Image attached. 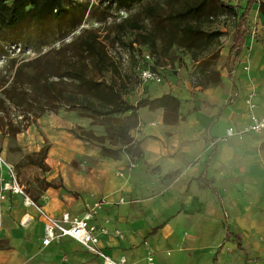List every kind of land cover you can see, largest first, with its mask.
Here are the masks:
<instances>
[{
    "label": "crops",
    "instance_id": "1",
    "mask_svg": "<svg viewBox=\"0 0 264 264\" xmlns=\"http://www.w3.org/2000/svg\"><path fill=\"white\" fill-rule=\"evenodd\" d=\"M250 30L252 34L229 83L225 79L219 85L202 88L194 86L192 80L178 81L167 73L165 85H149L143 96L170 93L179 97L180 114L185 119L169 124L164 122L163 108L140 109L141 122L133 134L142 140L144 153L134 156L137 168L130 176L119 174L128 163V153L119 159L103 156L101 148L87 147L66 128L62 132L58 129L62 159L49 162L60 169L62 185L47 190L49 200L44 208L59 217L65 211L81 215L86 203L107 197L109 203L96 222L102 224L109 219L111 233L101 236L100 246L114 258L125 255L128 264H157L148 262L150 256L146 254L151 255L153 248L164 249L165 237L180 223L194 221L196 205L206 211L204 218L220 227L221 245L240 249L242 241V247L250 244L251 250L264 251V132L221 140L229 126L241 128L249 122L246 99L251 93L256 113L264 116V11L259 3L251 11ZM245 61L251 63L249 70L243 66ZM76 118L81 126L91 122L88 117ZM38 120L40 124L41 120L60 123L45 114ZM54 144L52 139L50 149ZM82 153L92 158L87 170L76 159ZM153 168H158V175L151 174ZM161 175L169 176L162 185L171 189L160 187ZM61 188L62 198H58V192L48 195L50 189ZM160 190L173 198L161 209L152 205L153 201L141 200ZM122 197L126 199L123 203ZM18 199L13 193L17 204L0 217L1 264H101L99 257L72 237L43 246L45 224L38 210ZM116 229L121 234H116ZM174 258L172 264L176 263Z\"/></svg>",
    "mask_w": 264,
    "mask_h": 264
},
{
    "label": "trees",
    "instance_id": "2",
    "mask_svg": "<svg viewBox=\"0 0 264 264\" xmlns=\"http://www.w3.org/2000/svg\"><path fill=\"white\" fill-rule=\"evenodd\" d=\"M99 2L98 7L91 6L92 15L102 5L106 10L112 7L125 10L127 15L101 28L79 29L82 20L73 26L65 24L67 0H13L11 3L0 0V33L25 28V34L15 43L35 54L27 59L13 57L0 70V143L7 137L16 139L30 125L37 124L45 113L55 114L65 109L104 127L102 135L80 125L70 128L87 147L97 144L103 156L115 159L120 158L122 151L140 157L144 153L142 140L132 136L131 131L140 125L141 108H163L164 122L169 124H177L185 116L180 114L181 99L170 93L154 98L140 97L136 103L128 100L127 96L135 90L138 61L135 51H141L138 46H152L155 50L161 45L166 52L174 46L183 48L197 64L194 86L208 88L223 82L221 71L208 58L218 47L222 32L206 26L228 10L234 12L233 6L220 0ZM256 3L264 11V1L248 0L243 13L234 12L237 25L227 65L243 55L247 38L252 34L250 15ZM83 7L84 15L89 4ZM47 22L55 25L50 31L42 28ZM5 42L7 39L0 37V53L7 55ZM125 53L129 56L127 64ZM44 138L49 141L47 136ZM109 139L116 140L121 147L106 145ZM49 148L47 143L40 152L41 158L47 156ZM49 186L55 187L51 183ZM230 233L228 228V236ZM238 247L241 249L242 241Z\"/></svg>",
    "mask_w": 264,
    "mask_h": 264
},
{
    "label": "rangeland",
    "instance_id": "3",
    "mask_svg": "<svg viewBox=\"0 0 264 264\" xmlns=\"http://www.w3.org/2000/svg\"><path fill=\"white\" fill-rule=\"evenodd\" d=\"M12 1L13 0H9V3ZM220 1L225 5L233 6L235 8L234 12L238 14L243 13L246 5L245 3H247V0ZM87 3L89 4V10L83 15V6ZM93 4L98 7L100 2L99 0H67L65 24L73 26V24L82 20L79 29L85 26L101 28L103 25L112 23L114 20L124 16V13L115 7L106 10V8H104L105 5L94 9V14L92 15L90 9ZM234 12L228 10L224 15L216 18L214 22L209 24V26H206L210 30H219L222 32L218 47L208 55V58L214 61L217 69L221 71L223 82L226 79L227 83L234 79L233 70H235L236 64L240 62V60H237L236 62L227 65V56L233 44L234 30L237 25V19L234 16ZM104 16H106V18L100 20V18H103ZM54 26V23L47 22L42 25V28L50 31ZM79 29L75 31V33H78ZM25 30V28H22L13 31L11 30L6 33H0V37H5L7 39L5 47L8 50L7 55L0 53V70L4 69L7 66L8 61L13 57L18 56L19 59H27L35 56L34 52H31L29 48H22L20 44L15 43L20 35L22 36L25 34ZM71 38L72 36H70L68 40H71ZM137 49H141L139 54L148 51L153 54L155 53L160 64L167 65V61H169L171 67L167 69L168 74H172L171 76L175 75L178 78V81L189 79L194 82V73L197 64L192 61L185 49L174 46L169 52H166L165 47H162L161 45L155 50L152 46H138ZM176 66L179 67L176 68ZM127 98L129 101L135 102L140 98V94L133 90ZM10 109L12 112H16L14 108L10 107ZM45 115L56 118L60 122V126L57 127L60 132H62V128H66V130L70 132V128H76L80 125L76 122V116L81 115L73 110L61 109L58 113H45ZM42 125L43 124H40L38 120L37 124H32L26 130L19 133L16 139L11 140V138L7 137L0 143V155L4 160L0 163V185L3 180H12V175H14L17 183L23 189L22 193H15L16 197L19 198L18 200L24 202L28 197L44 207L46 200H49L48 196L46 197L47 190L51 188L49 183L56 187L62 185V173H59L60 169L58 170L56 167L51 166L52 164L48 161L49 151L45 158H41L40 152L44 149L47 143L51 144L52 142L51 136L46 132L47 130L45 129V126L43 125V127ZM83 127L87 129L92 128L99 135L105 133L103 126L92 124V119L87 126ZM77 131L81 132L79 129H77ZM43 134L47 136L49 140L48 142H46ZM71 134L73 135V133ZM131 134L134 136L133 130L131 131ZM83 142L85 144V141ZM106 145L121 147V144H118L116 140L110 139L106 140ZM91 147L95 148L98 146L95 144ZM124 152L125 151H122L120 158ZM76 159L78 163L85 165L82 166L85 168L84 170L89 168L88 165L92 160L91 157L86 156L83 153L78 154ZM63 162L66 161L64 160ZM60 167L62 168V162ZM133 170H127V176H130ZM159 172L158 168H153L151 174L158 175ZM168 178L169 176L167 175L158 176L161 185L164 184V180ZM165 186L162 185L160 187L164 188ZM167 188L171 189L169 186ZM57 192L58 198H62V188L58 191L50 189L48 195ZM59 193L61 194L59 195ZM157 196H161L162 198H158ZM141 200L144 202L153 201L152 205L159 206V209H161V206H165V201L171 202L173 201V198H167V195L165 194L162 195L160 190L154 193L151 197L143 196ZM133 201L134 199H132V202ZM16 204L17 202L13 201V192H7L5 202L0 203L2 209L0 217L4 210L10 212ZM44 209L49 212L47 208ZM24 210L26 211L25 208ZM49 213L51 214L52 212ZM203 213L206 215V211H203L201 206L196 205L193 212V219L195 220L192 222L185 221L180 223L165 237L167 243L165 244L164 249L157 250L153 248L154 252L151 255H149V253L146 255L153 257V262L157 264H172L174 257H176L174 258V261L176 262L175 264H264V251L251 250L252 246H250V244L244 245L241 249L226 248L224 245H221L223 240L221 237L222 234H220V227L216 226L214 222H210L207 218H204ZM51 215H53V213ZM222 230L224 229L222 228ZM186 258L190 261L186 260ZM191 259L194 260V263ZM147 261L149 262L150 259H147Z\"/></svg>",
    "mask_w": 264,
    "mask_h": 264
},
{
    "label": "built area",
    "instance_id": "4",
    "mask_svg": "<svg viewBox=\"0 0 264 264\" xmlns=\"http://www.w3.org/2000/svg\"><path fill=\"white\" fill-rule=\"evenodd\" d=\"M124 16L127 15V11L121 10ZM138 59L135 71V92L140 94V97H144V93L147 91L149 85H165L168 82L167 69L171 67V64H160L158 62L157 55L150 51L139 54L135 51ZM128 54H124V63L128 62ZM244 68L249 70L251 63L245 61ZM179 66H176V68ZM179 69V68H178ZM254 93L248 95L246 102L250 108L249 122L243 125L241 128H237L234 125L229 126L225 134L221 137L222 141H228L234 136L243 138L249 133H261L264 132V116L256 113V103L253 100ZM129 160L127 165L120 170V175H127V170H133L137 167V162L134 156L128 154ZM3 158L0 155V163L3 162ZM14 178V179H13ZM22 193L23 189L17 183L14 175L12 180H3L0 185V203L4 202L7 198V192ZM125 197H122L120 202H125ZM25 203L29 206H33L39 212V216L42 218L45 229L42 237V245L47 247L53 242H59L64 237H72L82 243L86 249L92 254L100 258L101 264H128V259L125 255L120 258H114L108 254L100 246V238L102 235H108L111 233L110 220L106 219L102 224H98L97 218L104 207L109 203L107 197L101 196L94 198L92 201L85 204V210L81 215L65 211L60 217L51 215L47 212L43 206L39 205L30 198H26ZM0 207V212H1ZM116 234H121V231L116 229ZM150 261L153 262V257L150 256ZM1 264V263H0Z\"/></svg>",
    "mask_w": 264,
    "mask_h": 264
},
{
    "label": "bare ground",
    "instance_id": "5",
    "mask_svg": "<svg viewBox=\"0 0 264 264\" xmlns=\"http://www.w3.org/2000/svg\"><path fill=\"white\" fill-rule=\"evenodd\" d=\"M53 121L54 120H52V122ZM41 123L45 126V129L51 135V138L55 142V144L51 147V149L49 151L48 161H50L51 163H54V162L58 163L62 159V144L59 142V137H58L59 131L57 128L58 126H60V123L53 122V124H52L48 120H47V122L45 120H41ZM72 149H73V147H72ZM55 197L56 196H53V200H52V202H54V203L56 202ZM28 220L29 219L27 218L25 221L27 222Z\"/></svg>",
    "mask_w": 264,
    "mask_h": 264
}]
</instances>
